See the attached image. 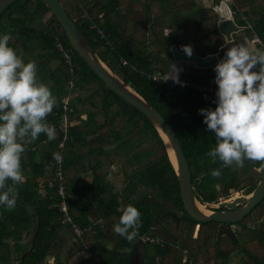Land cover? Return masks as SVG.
Masks as SVG:
<instances>
[{
    "label": "trees",
    "instance_id": "1",
    "mask_svg": "<svg viewBox=\"0 0 264 264\" xmlns=\"http://www.w3.org/2000/svg\"><path fill=\"white\" fill-rule=\"evenodd\" d=\"M59 1L102 61L170 122L200 200L217 202L254 190L264 170L259 162L246 160L242 168H226L207 156L215 147V136L198 110H214L216 93L152 77L156 70L171 71L176 62L172 45L179 51L190 45L199 56L220 52L226 38L218 27L219 0L210 6L196 0ZM230 7L240 31L250 39L259 38L262 43L255 49L264 50V0H232ZM4 34L11 35L9 46L25 63L36 62L38 78L56 97L57 106L46 122L57 136L48 141L41 134L22 155L25 181L17 185L16 207L8 211L0 206V264H228L235 252L240 264H264V199L235 223L193 219L184 207L177 171L159 131L78 55L43 1L12 3L0 15V35ZM58 43L74 51L72 64ZM184 64L181 77L217 86V63L208 68ZM65 114L71 125L62 143L59 124ZM53 153L63 157L70 215L86 228L78 239L71 225L63 223L58 206L62 197L51 185L57 166ZM103 159L122 171V191L101 172ZM214 169L221 170L220 178L211 176ZM87 173L91 178L82 179ZM128 205L140 211L142 222L132 242L114 231ZM101 219L102 225L97 223ZM196 225L200 228L194 237ZM160 228L171 239L163 237ZM86 247L90 255L82 258Z\"/></svg>",
    "mask_w": 264,
    "mask_h": 264
},
{
    "label": "clouds",
    "instance_id": "2",
    "mask_svg": "<svg viewBox=\"0 0 264 264\" xmlns=\"http://www.w3.org/2000/svg\"><path fill=\"white\" fill-rule=\"evenodd\" d=\"M10 40L11 35H0V206L8 211L15 209L17 185L25 181L21 158L27 146L41 134L48 141L57 136L55 127L46 122L57 99L38 78L36 62L25 63L9 46ZM182 51L189 57L193 54L190 45L182 46ZM214 71L217 106L214 110H198L215 136V147L207 156L226 168H242L246 160L264 167V50L253 49L247 43L233 44ZM178 72L171 64L167 79L183 86ZM53 159L61 163L63 158L53 153ZM221 175L220 169L211 172L213 178ZM140 217V211L128 205L114 231L134 241L142 226Z\"/></svg>",
    "mask_w": 264,
    "mask_h": 264
},
{
    "label": "water",
    "instance_id": "3",
    "mask_svg": "<svg viewBox=\"0 0 264 264\" xmlns=\"http://www.w3.org/2000/svg\"><path fill=\"white\" fill-rule=\"evenodd\" d=\"M15 1L17 0H0V15ZM40 1H43L53 11L63 26L72 47L78 55L81 56L85 62H87L92 70L105 82V84L125 101L145 114L154 124L162 137V133L166 135L176 158V164L172 159L171 160L177 171L181 198L186 211L193 219L198 222L218 221L235 223L242 220L259 202L264 199L263 170L257 186L248 194L237 195L229 200L225 199L219 202L200 200L193 184L192 173L187 156L184 152L180 139L170 122H168L164 115L154 105L135 91L102 61L96 50L91 45L89 39L83 34L59 0ZM218 27L220 32L226 38V44L220 49L218 54L199 56L192 48L193 54L189 57L183 51H179L176 45H172L171 51L175 61L177 63H193L199 68H208L218 63L225 57V52L229 47L233 44H239L238 39L233 38V34L242 29L241 26L236 24L232 17L221 19L218 23ZM200 205H204L210 213L203 211L200 208ZM159 231L163 237L171 239L172 236L163 228H160Z\"/></svg>",
    "mask_w": 264,
    "mask_h": 264
},
{
    "label": "built area",
    "instance_id": "4",
    "mask_svg": "<svg viewBox=\"0 0 264 264\" xmlns=\"http://www.w3.org/2000/svg\"><path fill=\"white\" fill-rule=\"evenodd\" d=\"M98 33H100L102 36H105L104 30H102L101 28H98ZM253 40L256 41V42H254V44H255L254 46H256L258 43L259 44L262 43L259 38H253ZM58 48L64 54L66 61L69 64H72V59L76 57L74 51H72L70 49H65L62 46V44H60V43H58ZM124 63H126V62H124ZM168 76H169V73L168 74H161L157 70L152 73V77L154 79H157V80L161 79V80H164L165 82H171L173 85H181V84L175 83L173 81V79H171V78L167 79ZM179 80L183 83V85L194 87L197 90L207 91L211 94L217 92L218 86H215L213 83H211L209 85L202 84V83H195L189 79L181 77V75H179ZM74 85H75V83L73 81H71L70 82L71 88H74ZM68 103H69V99H66L65 100V106H68ZM70 125H71V122L68 118V115L67 114L63 115V118L59 124V129L64 134L62 143H64V141L66 139H68V130H69ZM62 161H63V159H62ZM51 185L55 186L57 188L59 195L62 197L61 201L58 203V206H59L60 212L63 216V223L71 225L72 231H73L74 235L76 236V239L81 238L83 236V233L85 232L86 228H84L80 222L75 221L73 219V217L70 215L69 204L67 201L66 186L63 183L62 162L57 163L56 171H55V178H54V181L51 183ZM97 223H100L102 225L104 222L101 219ZM150 241H158V240L150 239Z\"/></svg>",
    "mask_w": 264,
    "mask_h": 264
},
{
    "label": "rangeland",
    "instance_id": "5",
    "mask_svg": "<svg viewBox=\"0 0 264 264\" xmlns=\"http://www.w3.org/2000/svg\"><path fill=\"white\" fill-rule=\"evenodd\" d=\"M196 1H197V3H199L203 6H210V4H215V0H196ZM231 3H232V0H219V2L215 4V9L218 10L220 15H221L220 19L225 18V17L229 18V17L233 16L231 13V7H230ZM167 32H168V30H166V33ZM233 38L238 39L239 44L247 43V44L255 45L254 42H256L253 39H248V37L241 31L234 33ZM174 65L179 70L178 75H181V72H183V70L185 69L184 62H181V63L175 62ZM188 65H191V64H188ZM169 74H170V72H169ZM103 161H104L105 165L101 169V172L104 173L105 175H108L110 173L108 179L114 183V185L116 187L115 190L122 191L123 187L125 185L122 171L120 170L119 167H117V166L113 167L112 165H110L105 159H103ZM237 195H245V193L244 192H236L233 195H231L229 198H226V199L229 200L230 198H234ZM223 200H225V199L220 198L217 202L223 201ZM199 228H200L199 225H196L194 232H193L194 237H196L198 235ZM186 258L187 257H185L184 260ZM239 258H240V254L238 252H235L232 255V257L230 258L228 264H239V262H240Z\"/></svg>",
    "mask_w": 264,
    "mask_h": 264
},
{
    "label": "crops",
    "instance_id": "6",
    "mask_svg": "<svg viewBox=\"0 0 264 264\" xmlns=\"http://www.w3.org/2000/svg\"><path fill=\"white\" fill-rule=\"evenodd\" d=\"M225 18H228V17H225ZM240 32V31H239ZM234 35V34H233ZM248 39H250V38H248ZM241 44H243V43H241ZM248 45H250L253 49H255L256 47L254 46V45H251V44H248ZM110 174V173H109ZM109 174L108 175H106L107 176V178H109ZM91 173H87V174H83V175H81V177H82V179H86V180H89L91 177ZM125 186V185H124ZM88 255H90V250H89V248H84L81 252H80V256L82 257V258H85V257H87ZM48 260L50 261V262H53V258H48ZM239 260H240V258H239ZM239 262V261H238ZM239 264H240V262H239Z\"/></svg>",
    "mask_w": 264,
    "mask_h": 264
},
{
    "label": "bare ground",
    "instance_id": "7",
    "mask_svg": "<svg viewBox=\"0 0 264 264\" xmlns=\"http://www.w3.org/2000/svg\"><path fill=\"white\" fill-rule=\"evenodd\" d=\"M162 134H163V137H164V139H165V141H166V144H167V147H168V150H169V153H170L171 159H172L173 162L176 164V158H175V155H174L173 149H172V147H171V145H170V142H169L168 138L166 137V135H165L164 133H162ZM200 208H201L203 211H205V212H207V213H210V211H209L208 209H206L204 205H200Z\"/></svg>",
    "mask_w": 264,
    "mask_h": 264
}]
</instances>
